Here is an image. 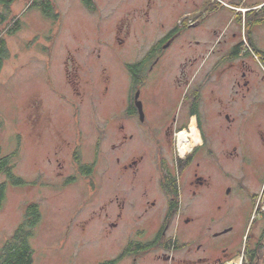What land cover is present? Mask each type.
I'll use <instances>...</instances> for the list:
<instances>
[{"label":"flooded vegetation","instance_id":"1","mask_svg":"<svg viewBox=\"0 0 264 264\" xmlns=\"http://www.w3.org/2000/svg\"><path fill=\"white\" fill-rule=\"evenodd\" d=\"M65 1L69 3L68 9L57 0H28L24 13L36 9L52 26L58 24L57 28L66 11L77 17H72L73 21L81 24L85 17L89 18L94 35L90 42H80L75 49L94 42L98 44L103 35L113 36L122 47L148 46L145 54L135 61L124 60L116 52L109 53L104 60L93 53L78 57L70 51L64 60L65 85L71 94L62 96L73 101V116L78 115L80 107V111L83 110L86 102H91V108L98 107L110 89L116 88L110 73L111 68H115L119 75L124 73L128 84L127 105L116 117L123 118L121 121L134 118L140 125L137 135L144 138L143 144L133 145L130 143L136 134L123 131L119 145L121 143L123 150L120 153L124 159L133 153L121 169L125 175L140 179L141 183L132 187L142 188L140 197L145 202L139 207H128L123 195L126 189L121 187L124 201L115 206L112 200L110 206L101 208L106 211L111 207L117 211L112 217L115 220L108 212L106 219L109 221L101 216L89 219V223L98 222L95 227L107 223L100 238L109 252L120 247L114 258L100 260L97 264H173L175 252L186 246L169 235L185 200L180 180L183 173L189 175L186 197L194 201V210L186 209L189 221L211 214L215 221L218 216L234 212L233 220L228 223L231 228L227 230V239L213 258L214 264L225 263L241 242L233 236V231L262 199L257 191L264 182L262 128L255 130L257 137L254 135L253 140L258 141L259 135L263 143L255 147L252 158L239 151V143H234L230 149L227 140L210 143L211 148L203 155L198 149L201 138L186 155L177 151L179 159L170 165L163 159V145L166 142L174 145L175 135L190 128L193 120L200 131L203 115L218 127V118L227 121L230 127L239 119L246 121L245 124L251 121L255 97L259 95L257 90L264 86V58L254 51L256 47L264 52V0ZM46 6L51 7L49 11L57 16L56 19L45 14ZM204 46L213 50L202 52L200 49ZM226 76L233 77L229 93L223 90ZM181 97L184 103L176 112L174 104ZM211 105L213 114L208 109ZM39 111L37 121L42 124L45 117L40 116ZM211 114L213 119H210ZM186 119L188 126L180 128ZM120 127L124 129L125 125ZM211 129L215 130V127ZM150 142L155 144L152 164L156 178L148 179L155 184L157 196L153 199L145 185L149 150L146 144ZM58 153L55 152V162L64 168ZM79 157L76 153L80 174L91 178L95 164L82 163ZM49 161L53 162V159ZM119 161L121 157L117 159ZM84 167H90L91 172L85 173ZM73 180L69 178L67 182ZM235 188L240 191V198H233ZM200 233L194 229L191 234Z\"/></svg>","mask_w":264,"mask_h":264},{"label":"rangeland","instance_id":"2","mask_svg":"<svg viewBox=\"0 0 264 264\" xmlns=\"http://www.w3.org/2000/svg\"><path fill=\"white\" fill-rule=\"evenodd\" d=\"M57 1L61 2L62 6L65 4L66 9L69 8V3L65 0ZM27 5L28 0H17L11 6V16L19 18L21 29L13 36L4 34L10 58L5 62L0 76V140L3 155L17 153L15 173L25 179L28 185H8L6 200L0 209V249L22 222L26 206L38 203L42 210V221L32 241L35 264H97L100 260L114 258L118 255L120 247L109 252L103 245L104 240L100 238L107 223H100L95 227L98 222L89 223V219H98L101 216L109 221L106 219L107 212L112 219L117 211L111 207L106 211L101 208L110 206L112 200L114 205L118 206L117 204L124 201L123 195L126 196L128 207H139L145 202V199L140 197L142 188L132 187L138 186L140 179L125 175L121 169L124 161L132 157L133 153L124 159L120 153L123 150L121 143L119 145L123 131L136 134L130 144L141 145L144 138L137 135L140 125L134 118L121 121L123 118L116 117L127 105L128 84L125 83L124 73L119 75L115 68H111L110 73L116 88L110 89L98 107L91 108V102H86L83 110L80 111V107L78 115L73 116V101L62 96L71 94L65 85L64 60L70 53L78 57L93 53L106 60L109 53L116 52L118 57H123L124 60L135 61L145 54L148 46L122 47L113 36L103 35L100 43L85 44L75 49L80 42H90L94 35L89 18L84 16L85 22L81 24L73 21L77 17L66 11L60 27L57 28L58 24L52 26L36 9L25 14ZM2 11L0 5V12ZM4 29L5 25L0 26V31L4 32ZM262 44L264 48V40ZM200 50L211 52L213 49L204 46ZM209 64L208 62L207 66ZM260 68L262 69L261 66ZM262 71L264 73L263 69ZM225 79L227 82L223 85V90L226 89L229 93L233 77L226 76ZM257 93L259 95L255 97L251 123L248 121L245 124L246 121L241 122L242 119H239L236 125L230 127L227 121L223 122L218 118V127L203 115L199 131L202 142L198 148L203 155L211 148L210 143L227 140L230 149L234 143H239L241 153L251 158L255 156V147L263 143L259 135L258 141H254L253 136H256L255 130L260 128L264 134V86L257 90ZM222 99L225 101V98ZM183 103L181 97L175 102L174 110H181ZM208 109L213 114L214 107L211 105ZM38 111L41 112L40 116L45 117L42 124L37 121ZM212 114L210 119L214 117ZM121 124L125 125L124 129L120 127ZM188 124L189 120L186 119L180 128H185ZM212 126L215 130L211 129ZM180 133L181 131L175 135L174 145L168 142L163 145V159L170 165L176 158L179 159ZM146 146L149 150L146 158L148 173L145 185L153 199L157 196L156 188L148 179L156 178L155 165L152 164L155 144L150 142ZM56 151L59 152L64 168H60L55 162ZM76 153L80 154L82 163L95 164L91 178L80 174L75 161ZM120 157L121 161L118 163L117 159ZM50 159H53V162H50ZM262 161L264 169V158ZM60 172H63V175H60ZM188 177L187 173L181 175L182 196L185 200L169 232L170 236L178 238L186 246L175 252L176 259L173 264H212L216 252L227 239V230L231 228L228 223L233 220L234 212L218 216L215 221L212 214L206 218L189 221L186 218V209L190 207L193 211L194 201L186 197ZM69 178L74 180L69 183ZM3 181L5 177L0 178V182ZM121 187L126 189L123 195ZM263 188L264 182L257 190L261 201L252 207L251 214L248 212L245 221L233 231V236L241 242L229 259L241 253L250 230L251 243L261 234L264 214ZM240 196V191L235 188L233 198ZM108 227L110 228V225ZM194 229L200 230L201 233L191 234Z\"/></svg>","mask_w":264,"mask_h":264},{"label":"trees","instance_id":"3","mask_svg":"<svg viewBox=\"0 0 264 264\" xmlns=\"http://www.w3.org/2000/svg\"><path fill=\"white\" fill-rule=\"evenodd\" d=\"M16 1L17 0H0V5L3 8V11L0 12V26L5 25L4 32L0 31V76L2 74L5 62L10 58V50L7 45L6 36H13L21 29L19 18L11 16V6ZM46 8L47 9H44L45 14L48 17L56 19L57 16L49 11L51 7L46 6ZM4 34L6 36H4ZM254 51L257 56L264 58V52H261L256 47H254ZM1 125L2 122L0 121V130ZM16 158L17 153L12 155H3L0 140V178L5 177V181L0 182V209L5 203L9 184L14 187H25L28 185V182L25 179L17 176L15 173ZM84 172L87 174L90 173L91 168L84 167ZM262 218L263 223L259 238L255 240L254 243H251V230L247 237L245 244L247 255L246 264H264V214ZM41 221L42 210L40 204H28L26 206L22 222L15 229L14 233L7 239V241H5L2 248L0 249V264H35V251L32 241L35 237L37 227L40 225ZM254 222L255 221H253V224ZM178 243L176 242V244Z\"/></svg>","mask_w":264,"mask_h":264},{"label":"bare ground","instance_id":"4","mask_svg":"<svg viewBox=\"0 0 264 264\" xmlns=\"http://www.w3.org/2000/svg\"><path fill=\"white\" fill-rule=\"evenodd\" d=\"M201 137L196 122L190 124L188 131L179 134V151L182 156L186 155L194 146L200 143Z\"/></svg>","mask_w":264,"mask_h":264},{"label":"built area","instance_id":"5","mask_svg":"<svg viewBox=\"0 0 264 264\" xmlns=\"http://www.w3.org/2000/svg\"><path fill=\"white\" fill-rule=\"evenodd\" d=\"M247 263V255L245 245L242 248L241 253L237 257H233L228 259L224 264H246Z\"/></svg>","mask_w":264,"mask_h":264},{"label":"crops","instance_id":"6","mask_svg":"<svg viewBox=\"0 0 264 264\" xmlns=\"http://www.w3.org/2000/svg\"><path fill=\"white\" fill-rule=\"evenodd\" d=\"M212 264H214V262Z\"/></svg>","mask_w":264,"mask_h":264}]
</instances>
